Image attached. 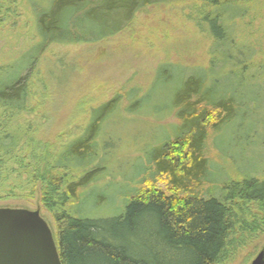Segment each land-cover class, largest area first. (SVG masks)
I'll return each instance as SVG.
<instances>
[{"label": "trees", "instance_id": "16d2710c", "mask_svg": "<svg viewBox=\"0 0 264 264\" xmlns=\"http://www.w3.org/2000/svg\"><path fill=\"white\" fill-rule=\"evenodd\" d=\"M24 1L42 44L30 47L26 63L0 66V202L34 201L39 194L57 225L62 264H219L235 247L236 230L245 234L264 226V178L235 180L216 195L207 188L214 174L206 156L211 133L238 120L247 134L253 131L246 127L247 105L264 95V0ZM180 6L190 10L185 18L208 44L207 65L175 68L178 132L157 150V173L155 165L146 172L123 214H78L73 209L79 191L99 182L105 171L98 148L105 123L126 100L130 113L147 100L137 90L115 95L91 110L80 137L64 143L62 134L50 137L45 131L51 114H36L44 106L36 98L45 82L36 86L33 65L49 47L101 44L151 10ZM25 65L22 76L18 68ZM165 65V71L174 69L173 63ZM250 205L262 215L254 223L246 219L256 218L246 216Z\"/></svg>", "mask_w": 264, "mask_h": 264}, {"label": "rangeland", "instance_id": "374dc122", "mask_svg": "<svg viewBox=\"0 0 264 264\" xmlns=\"http://www.w3.org/2000/svg\"><path fill=\"white\" fill-rule=\"evenodd\" d=\"M1 7L8 13L0 15L4 20L0 24V66L22 65L30 47L42 44L33 27L31 10L26 9L24 0H0ZM189 11L181 6L151 10L132 28L104 43L54 45L33 65L31 78L36 86L45 82L44 93L36 98L44 106L36 109V114H51L45 131L50 137L62 134L64 143L80 137L91 110L115 95L125 97L137 90L147 100L133 113L127 110L130 105L126 100L105 123L98 138L104 174L99 182L79 191L80 203H76L75 212L97 218L120 216L143 187L146 172L155 165L153 171L157 173V150L178 132L180 123L173 105L179 88L175 68L194 71L207 65L208 42L185 18ZM156 17L157 23L153 21ZM253 26L256 31V23ZM167 63H173L174 69L167 67L165 71ZM28 67L18 68L19 73L26 75ZM247 108L250 112L246 111V127L253 129L250 134L239 127L238 120L220 135H209L206 156L214 176L207 188L216 195L235 180L247 176L264 178V95L248 100ZM158 186L165 188V184ZM0 208L40 210L57 236L55 219L42 207L39 194L34 201L0 202ZM247 208L246 216H256L255 220L247 217L250 222L262 217L256 206ZM233 239L235 247H230L228 257L219 264H252L264 249V226L245 234L236 230Z\"/></svg>", "mask_w": 264, "mask_h": 264}, {"label": "water", "instance_id": "95a60500", "mask_svg": "<svg viewBox=\"0 0 264 264\" xmlns=\"http://www.w3.org/2000/svg\"><path fill=\"white\" fill-rule=\"evenodd\" d=\"M0 264H62L40 210L0 208ZM252 264H264V249Z\"/></svg>", "mask_w": 264, "mask_h": 264}]
</instances>
